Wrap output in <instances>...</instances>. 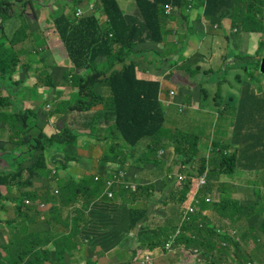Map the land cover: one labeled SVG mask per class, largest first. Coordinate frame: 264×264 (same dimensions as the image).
Listing matches in <instances>:
<instances>
[{"label":"trees","instance_id":"1","mask_svg":"<svg viewBox=\"0 0 264 264\" xmlns=\"http://www.w3.org/2000/svg\"><path fill=\"white\" fill-rule=\"evenodd\" d=\"M39 1L0 0V154H2L1 159L7 162L6 166L0 168V186L25 188L24 200H43L53 203V207L46 213L39 212L36 206L25 205L24 201L17 206L16 223L22 228L23 234L16 239L23 245L22 258L26 257V264L56 261H59L57 264L65 262L79 264L78 261L83 258L77 253L69 257L64 249L67 238L84 231L101 232L88 240V250L91 255L95 254L96 247H102V250L112 249L123 240L130 242L131 240L128 239L134 237L141 241V247H145L143 244L150 248L162 247L170 234L177 230L173 225L176 214L172 213L171 219L165 215L162 225L150 228L146 223L155 206L153 201L155 193H161V202H166V199L185 200L187 189L194 178L188 179L189 183L185 184V191H181L179 189L181 186H176L168 178L161 179L160 182L141 183L137 186L136 192H129L122 185L115 189V198L110 199L104 196L106 163L118 161L123 164L128 160V153L124 151L123 154L119 151L118 143H113L109 152L103 153L101 158L92 162L98 165L96 179L95 174H89L86 179L81 180L69 179L65 183L63 195L58 197L50 195L44 197L35 189L27 190L33 187L34 181L44 180L43 177L50 179L48 155H63L66 162L78 160L76 149L80 137L78 131L70 126H64L56 136L48 137L39 124L42 115L38 116L37 111L34 110L14 109L11 94H3L5 85L9 92L10 88L19 89L27 79L24 71H21L17 80L14 78L24 65L21 59L24 48L19 44L32 35L34 45L28 53L35 55L40 52V48H43L41 37H37L39 31L31 30L28 25V20L30 21L32 17L38 20L35 3ZM55 1L58 5L52 11V21L60 39L71 58L73 67L85 68L84 75L79 78V90L87 98L80 100L77 107L70 108L90 109L102 105L94 114L95 120L92 126L91 124L87 126L90 129L89 136L105 131L104 135L108 140L116 141L120 136L130 146L136 145L143 138L157 137L164 125V112L160 99L161 83L158 80H146L137 76L138 63L135 53L144 46V52L148 49H156V46L162 42L165 34L163 17L169 15L165 12V4L185 7L187 0H135L136 14L125 13L117 0H100L103 12L109 18L108 26L104 30L99 25V18L96 15H86L77 19L75 13L74 15L65 13L66 0ZM84 1L72 0L75 6L81 5ZM201 1H203L200 3L203 6V17H229L232 25L242 31L264 34V17H262L264 0ZM13 15L23 19V24L9 35L7 23ZM139 44H142L141 47L134 49ZM261 50H264V45L261 46ZM99 53L106 56L104 63L100 64L95 60ZM258 61L260 63V60ZM101 82L109 85L110 95L107 97L94 92V86ZM68 110L69 108H60L57 112L47 113L44 119L48 121L52 115L66 113ZM185 138L189 139L190 149L196 153V136L186 135ZM236 160L235 153L224 152L220 157L217 155L202 162L199 171L205 173L208 167L213 166L207 171L209 180L214 172L231 174L236 169ZM134 162L139 164L138 161ZM60 166L66 169L67 164L62 163ZM45 169L47 173L43 176L39 175L38 171ZM227 190L228 187L223 188V194L225 192L226 195L220 196L219 202L210 205L203 201L202 204L214 206L230 225L231 223L238 225L245 220L247 229L242 231L241 239L244 243L254 241L256 249L260 250V240L264 237V208L260 209L262 197L259 195L256 199L239 200L227 193ZM207 191H210V186L202 189L203 193ZM77 198L82 201L81 208L69 214H66L65 209L59 212V208L54 206L67 205ZM2 199L0 194V200ZM90 217L97 220L92 222L93 227L86 226L79 229L78 226L83 221H88ZM37 220L41 222L43 231L38 232L31 228ZM201 221L205 224L200 215H193L191 222L184 224L178 240L187 246L213 251L217 245L216 241L224 239L234 247V259L244 264V261L247 263L255 258L248 256L240 243L228 237H221L216 231L215 241L211 237L194 240L188 238L187 232L201 231L197 226ZM108 223L111 225V231L106 235L104 229ZM54 225H59L61 230L55 232ZM135 229L137 232L133 231ZM64 231L69 232L60 238V234ZM60 241L63 244L58 246ZM227 253L226 249L221 251L223 257H226ZM81 264L89 263L85 261Z\"/></svg>","mask_w":264,"mask_h":264},{"label":"rangeland","instance_id":"2","mask_svg":"<svg viewBox=\"0 0 264 264\" xmlns=\"http://www.w3.org/2000/svg\"><path fill=\"white\" fill-rule=\"evenodd\" d=\"M43 1L49 2V0ZM188 1H190L189 6L192 7V1L194 0ZM85 3L93 11L94 15L100 18V23L104 30L108 26L109 21L107 15L103 12L100 0H85ZM177 9L178 7H174L170 14ZM198 15L199 11H195L194 16L187 11L181 15L177 13L175 14V18L170 20V24L173 27L181 26L183 28L190 27L191 23L202 25ZM262 17H264V13H262ZM28 25L31 30L39 27L38 20L33 17L30 21L28 20ZM45 33L47 37L59 36V32L57 33L54 29L50 28H47ZM254 37V39H256L257 37L262 38L263 36L260 34L255 35ZM143 44L145 45V43ZM141 45L142 44L135 46L134 49L141 47ZM144 48L145 46L135 53V59L137 58L138 63L136 74L138 72L137 69L139 68L140 56L144 53ZM152 50L153 49H148V51H145L148 53L144 55L148 58L151 53L153 54V59L148 60L149 65L160 67L162 62L175 63L174 59H165V57H167L166 54L157 49H155L154 52ZM230 50L234 57L232 58V62H225V64H227L225 69H216L217 67H214L206 73V76L208 77L211 71L216 69L212 72L213 80L215 82L213 88H211V85L208 82L201 84L203 87L202 90L204 89L206 92L208 91V99L203 98L204 96H207L206 92L205 94L198 96L200 95L199 87H195L194 89L197 96L190 100L189 97L185 96L183 88L179 89L178 95L170 96L167 91L168 87L164 85L160 98L164 112V125L161 132L157 137L143 138L136 145L131 146L130 144L127 145L120 136H118L116 141L115 139H113V141L108 140L104 135L105 131L98 132L95 136H89L90 129L87 126L89 124L92 126V123L95 120L94 114L102 107V105H96L90 109H82L83 107L79 109L70 108L74 106L77 107V103L80 102V100L87 98V96L81 94L79 90V78L82 77L81 75H84L85 68L83 66H76L74 68L69 55H65L64 59L67 64H65L62 70L57 73L56 78H52L50 82L45 85L50 86L52 90H57L63 86H71L76 90L75 93H71L69 97L64 98L60 96L56 99L55 105L49 100V96L52 93L44 95V93L41 92L42 96L40 101L26 107L25 100L21 98L20 95L17 99L12 98L14 109L34 110L37 111L38 116L42 115L39 119V124L43 127V133L48 137L56 136L64 126L73 127L78 131L77 133L80 136L76 149L78 160H70L66 162L63 155H48L47 163L51 172L50 179L43 177L44 180L34 181L33 188L41 196L45 197L50 195L58 197L63 195L65 183H67L69 179H86L89 174H95L96 179L98 176V165L92 162H96L101 158L103 153L109 152L110 146L113 143H118L120 145L119 151L123 154L124 151L128 153V160L124 162V168L119 166L120 164L118 161H110L106 163L111 167L108 174L113 176V185L125 182L130 187L133 183H131L132 174L128 169L131 168L139 169V171H137L138 173H135L136 179L141 183H154L161 179H167L168 175L174 177L173 174H175L177 178L181 176L183 177V182H181V184H178L176 180H172L176 186H181L179 188L181 191H185V184L189 183L188 179H191L190 177L194 178L187 189L185 200L179 199L169 201L166 199V202H161V193H155V197L153 198L155 206L152 209L153 211L149 217V221L146 223L150 228L162 225L165 220V218H163L165 215L171 219L172 213L176 214L173 224L176 223L177 226H180L182 223L181 213L192 201L196 209V215H200L205 221V224L202 221L199 222L197 226L201 231L198 233L187 232L188 238L194 240L196 238L211 237V239L215 241L216 235L214 232L216 231L221 237H228L243 246L244 241L241 239L243 227L241 223L238 225H232L231 223L230 226L228 221L223 218L220 211L214 209V206L202 204L203 201L207 203L204 200L207 197L212 199L210 203H207L210 205L220 201L221 197L219 198V195L216 194V186L214 183L219 185L222 182L216 181L213 183L211 178L209 180V177L207 176V183L200 187L201 175L203 174L199 171L201 163L208 161L210 158L217 155L220 157L224 152L230 154L229 148L227 147L228 144H225V140L227 139L223 137L224 140H221L220 136L223 131L221 129L222 125H226L229 127L227 129V135L230 133V124L234 123L236 118L232 107L238 102L239 93L237 92L235 82L230 81L227 75L229 73H236L244 83L245 79H248V77H252L255 83H261L264 79V73L260 69L259 61L248 59L245 52H240L236 48H231ZM263 52L264 51H260L261 57ZM95 60L100 64L104 63L106 61V56L99 53ZM71 65L74 69L69 68ZM196 72L200 74L203 73L202 70ZM8 85L10 88L9 83ZM6 87L7 85H5V89L3 90H6ZM217 88H219V91L213 93ZM11 92H13V89ZM94 92L103 97L109 96L110 88L108 83L101 82L96 84L94 86ZM20 102H22V104ZM225 106H228V109H224ZM60 108H69V110L66 113L61 112L59 115H52L48 121L44 119L45 115L47 116V113L57 112ZM85 114L88 115L84 117ZM83 123L85 128L83 127ZM186 135L196 136V153H193L190 149L189 139L185 138ZM104 136L105 138L103 139ZM261 149L264 150V146H262ZM134 161H138L139 164L137 165ZM62 163L67 164L66 169L60 166ZM261 163L264 164V157L262 158ZM155 167L164 168L161 176L154 174L156 171ZM211 168L212 167H208V170ZM54 170L60 174L53 175ZM239 171L247 180V182H244L243 184L255 186L259 183L260 180L259 178H256L255 175L239 168H236L234 175ZM38 173L43 176L47 173V169L40 170ZM140 176L143 180H140ZM55 178H57V180H53ZM154 179L156 180L154 181ZM206 186H210V191L203 193L202 189ZM102 189L103 187L101 190ZM107 190L108 187L105 181L104 193ZM130 190H132V192L137 191L135 187H130ZM245 191V189H239L234 198L244 200V198H246L243 194ZM24 197L25 194L23 192L14 197L7 196L6 205L0 210V264H26V257L22 258L24 255L23 245L16 239L17 236H22L23 230L16 223L15 211L11 212L8 208L13 206V204H23ZM189 197L191 198L190 200ZM80 198H77L76 201H71L67 205L57 204L54 206L59 208V212H62L65 209L66 214H69L75 209L81 208L82 201ZM180 203L183 204L181 205ZM52 207L53 203H51V201L39 200L38 202L39 212L46 213ZM207 212L212 219L211 223L207 222ZM39 216H41V214H39ZM94 221L97 222L94 217H90L88 221H83L78 228L82 229L86 226L93 227L92 222ZM32 227L33 226H31V228ZM179 230H181L180 227ZM110 231L111 225L108 223L104 229V233L108 235L110 234ZM133 231L137 232V229ZM68 232L69 231H64L59 237L61 238V236ZM99 234H101V232L93 231H84L77 233L76 235L72 234L67 238V245L64 250L68 253L69 257H73L76 253L82 257L83 259L78 261L79 264L85 261L89 264H98L94 260V257H97V255L89 254L88 240L91 236ZM140 242L141 241L135 237L134 239H131V242L123 240L112 249L109 248L105 250L104 253L111 252L117 248V256L112 260L111 264H243L237 259H233L235 258L234 247L224 239L219 240L220 250L217 247L213 250L218 252L216 255L213 254V251H206L199 247L187 246L185 243H181L178 238L168 239L162 247L156 248H150L145 244H143L145 247H141ZM261 243H263V247L260 250L256 249L255 244H248L246 246V254L248 256H254V262L257 261L259 264H264V241L262 240ZM62 244L63 242L60 241L58 246H61ZM101 248L102 247H96V250L101 251ZM223 249H226L228 252L226 257H223L221 254ZM254 262L252 263L255 264ZM57 263H59V261L49 264ZM245 263L246 262L244 261V264ZM40 264L47 263L41 262ZM64 264L70 263L65 262ZM71 264L75 263L72 262Z\"/></svg>","mask_w":264,"mask_h":264},{"label":"crops","instance_id":"3","mask_svg":"<svg viewBox=\"0 0 264 264\" xmlns=\"http://www.w3.org/2000/svg\"><path fill=\"white\" fill-rule=\"evenodd\" d=\"M118 2L125 13L136 14L137 7L134 0H118ZM189 2L190 1L186 3L185 7L178 6V9L172 14H166L167 17H163L162 24L165 34L162 42L156 46L158 51L167 55L165 59H174L175 63L162 62L160 67L151 66L148 63V60L153 59V54L151 53L148 58L147 56H144L148 52H144L142 55L140 54L141 59L139 60L137 76L146 80H158L161 83L160 98L164 85L168 87L167 91L170 96L178 95L179 89L183 88L185 96L189 97L191 100L197 96L194 91L195 87L200 88V95L198 96L205 94L206 91L204 89L202 90L203 87L201 84L208 82L210 83L211 88H213L215 82L213 80L212 72L216 69H225L227 67L225 62H232L234 56L231 53V48H236L240 52H245L248 59H253L255 61L260 60L261 62L262 57L260 51H264L261 50V46L264 45V34L260 32L238 30L232 25L231 18L229 17H203V6L200 5L203 1H192V7L189 6ZM35 4L39 24V27L36 28L39 31L37 37H41L43 48H40V52L35 53V55L28 53L29 49L34 45V37L32 35H30L25 42L19 44V46L24 48V53L21 56L24 65L18 70L14 78L17 80L21 71H24V74L27 75V79L19 89L10 88L9 92L3 90L4 95L12 93L11 96L13 99H17L20 95V97L25 100V107L30 104L38 103L42 96L41 92H43L44 95L52 93L49 96V100L53 105H55L56 99L60 96L62 98L69 97L71 93L76 92L71 86H63L57 90H52L50 86L45 85L48 84L52 78H56L57 73L62 70L65 64H67L64 56L68 55V53L60 36L47 37L45 33L47 28L54 29L58 33L55 24L52 21V11L57 8L58 3L55 0H49V2L40 0ZM81 5L86 7L87 4L84 1ZM64 7L66 14L74 15L78 6H75L72 0H66V2H64ZM28 11L31 13L29 8ZM185 11L189 12L192 16H194L195 11H199L198 18L202 22V25L191 23L188 28H183L181 26L173 27L170 24V20L175 18V14L178 13L181 15ZM22 24L23 19L13 15L11 20L7 23L8 34L11 35L13 31L19 29ZM99 25H101L100 18ZM260 34L263 36L262 38L257 37L254 39L255 35ZM154 50L155 49L152 51L154 52ZM72 65L69 68L74 69L72 68ZM214 67L217 68L213 69L207 77L206 73L208 70H211V68ZM195 70H202L203 73H197ZM227 77L230 81L235 82L237 92L239 93V99L232 107L236 118L234 123L230 124V133L227 135V129L229 127L222 125L221 130L223 131L221 132L220 137L221 140H224L223 137L227 139L225 140V144H228L227 147L229 148L230 153L236 154V168L255 175L260 181L255 186L245 185L243 183L247 182L246 177L242 175L240 171L234 175L236 169L231 174H219L214 172L211 181L213 183L216 181L222 182L219 185L214 183L216 186L215 192L219 195V198L222 195H226L225 192L223 194V188L225 187H228L227 193L232 197L236 195V192L239 189L246 190L243 193L246 198L256 199L260 195L262 197L260 209H262L264 208V164L261 163V160L264 157V150L261 149V147L264 146V79L261 83H255L252 77H248V79H245L244 83L236 73H229ZM12 89L13 92H11ZM171 90L175 91V94L172 95L170 93ZM216 91H219V88L213 93ZM206 93L207 96H204L203 98L208 97V91ZM20 103L22 104V102ZM224 109H228V106H225ZM87 115L88 114H85L84 117ZM83 127L85 128L84 123ZM1 155L2 154H0V168H3L6 166L7 162L1 159ZM155 169V175L161 176L163 174V167H155ZM133 171L137 172L139 169L134 168ZM134 175L136 176V173H134ZM105 178L107 185V181L110 178L107 170ZM140 180H143L141 176ZM155 180L156 179H154V181ZM33 189V187H29L27 190ZM13 192L16 193L17 190L14 188ZM1 193L3 195L7 194V189L4 186L1 187ZM5 205L6 202L1 203L0 210H2ZM8 208L11 212L15 211L14 204ZM183 212L181 213V225L177 226L176 223L173 224L177 227L176 231H179V227L183 230L184 224L191 222V217L193 215H190L189 220H184ZM207 215L208 222L211 223L212 219L208 212ZM241 225L243 230L247 229L245 220L241 222ZM33 228L38 232L43 231L42 224L39 220L33 224ZM53 230L59 232L61 228L59 225H54ZM182 230H180V235ZM176 231L171 233L170 236L174 235ZM219 240L216 241V247L220 250ZM262 240L264 241V237H262ZM41 243H43V240ZM250 243H252V241ZM248 244L249 241H246L243 245L245 251H247L246 246ZM262 247L263 243H261L260 249ZM104 251L105 250H95L97 257H94V260L98 264H111L112 260L117 256V248L108 253H104ZM217 253V251H213L214 255ZM254 259L251 261L254 262ZM251 261L250 263L253 264ZM254 263L259 264L257 261Z\"/></svg>","mask_w":264,"mask_h":264},{"label":"built area","instance_id":"4","mask_svg":"<svg viewBox=\"0 0 264 264\" xmlns=\"http://www.w3.org/2000/svg\"><path fill=\"white\" fill-rule=\"evenodd\" d=\"M151 1H153V0H151ZM174 7H178V6H175V5L171 4V3H167V4H165V12H166L167 14H170ZM88 10H89L90 12H93V11L90 9L89 6H88ZM85 13H86V11L83 10L82 8H79V9L77 10V15H78V16H82V15H84ZM170 93L173 95V94H175V91L171 90ZM53 173L55 174V173H57V171L54 170ZM201 176H202V177H201V180H200V187L204 186V185L207 183V175H206V172H205L203 175H201ZM168 178H169V179H173V177H172L171 175H169ZM178 182H179V183L183 182V177L179 176V177H178ZM107 187H108V189H109V190H107V191L109 192V196H112V193L110 192V188L112 189V188L114 187V185H113V177L109 178V180L107 181ZM130 187H131V188H134V187H135V184H132ZM190 199H191V198H189V200H190ZM205 201H206L207 203H210V202L212 201V199H211L210 197H207V198L205 199ZM25 203H26V204H30V201L26 200ZM196 214H197V213H196L195 206H194V204H193L192 201H191V202L189 203V205L186 207V209L184 210V212H183V219H184V220H189L190 215H196ZM228 223H229V225H230V222H228ZM230 226H231V225H230ZM178 234H180V230L177 231L174 235L170 236L169 239H176V237H177ZM247 264H251V263L248 262Z\"/></svg>","mask_w":264,"mask_h":264},{"label":"water","instance_id":"5","mask_svg":"<svg viewBox=\"0 0 264 264\" xmlns=\"http://www.w3.org/2000/svg\"><path fill=\"white\" fill-rule=\"evenodd\" d=\"M260 69L262 70V72L264 73V52H263V55H262V58H261V62H260ZM120 165V167L121 168H124L125 167V165H124V163L123 164H121V163H119ZM111 169V167H110V165H109V170ZM128 171L129 172H131V174H132V176H131V183H133V184H135V189H137V186H139L140 184H141V182L139 181V180H137L136 179V176L134 175V173H135V171H133V169L131 168V169H128ZM57 174H59V173H53V175H57ZM109 175V177L111 178V177H113L112 175H110V174H108ZM174 175V177H173V179H169L168 178V176H167V178L169 179V180H176L177 181V183L178 184H181V183H179L178 182V178H177V176L175 175V174H173ZM53 180H57V178H55V179H53ZM125 186V188L129 191V192H132V190H130V187L128 186V184H126L125 182H122V183H120V184H118V185H114V187L112 188V189H110V192L112 193V197L114 198V196H115V188H120L121 186ZM4 185H2V186H0V190H1V187H3ZM11 194L10 195H12V193H13V189L15 188V186H12V187H10V188H7L6 186H4ZM104 196H106V197H108V198H110V196H109V192L108 191H106L105 193H104ZM190 198V197H189ZM26 200H28V201H30V204H26L25 203V205H27V206H36V208H37V210H38V202H39V200H37V201H33V200H31V199H25V201ZM6 202V201H5ZM1 204V203H0ZM17 204H14V209H15V213H16V217L15 218H17V216H18V211H17ZM177 232V231H176ZM180 237V234H178L177 235V237H176V239L177 238H179ZM262 240V239H261ZM261 240H260V243H261ZM251 241H249V244H255V242L254 241H252V243H250ZM256 245V244H255Z\"/></svg>","mask_w":264,"mask_h":264},{"label":"clouds","instance_id":"6","mask_svg":"<svg viewBox=\"0 0 264 264\" xmlns=\"http://www.w3.org/2000/svg\"><path fill=\"white\" fill-rule=\"evenodd\" d=\"M79 8H82L83 10H85L86 11V13L84 14V15H82V16H78L77 15V10L79 9ZM91 14H94L93 12H90L89 10H88V5H86V7L84 6V5H79L78 7H77V9H76V12H75V15H76V17H77V19H80V18H82V17H84V16H86V15H91ZM107 15V14H106ZM108 17V16H107ZM99 18V17H98ZM108 21H109V18H108ZM8 170H10V169H8ZM107 170V172L109 171V164H107L106 165V168H105V171ZM58 173V172H57ZM204 174V173H203ZM202 174V175H203ZM206 175H207V171H206ZM15 189L17 190V192L16 193H12V195H10L11 193L7 190V194L6 195H3L2 193H1V190H0V194H1V196L3 197V199L2 200H0V203H3V202H5L6 201V198H7V196H10V197H14V196H16V195H18V194H20V193H24V191H25V188H22V189H19L17 186H15ZM110 199H113V197L112 196H110ZM24 203H25V200H24ZM18 205V204H17ZM234 259V258H233ZM250 262V261H249ZM248 263V262H247Z\"/></svg>","mask_w":264,"mask_h":264}]
</instances>
